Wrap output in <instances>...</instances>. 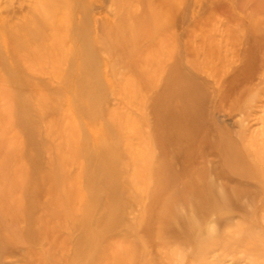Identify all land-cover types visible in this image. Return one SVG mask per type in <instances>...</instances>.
<instances>
[{
  "label": "rangeland",
  "instance_id": "374dc122",
  "mask_svg": "<svg viewBox=\"0 0 264 264\" xmlns=\"http://www.w3.org/2000/svg\"><path fill=\"white\" fill-rule=\"evenodd\" d=\"M119 1H0V264H264V0Z\"/></svg>",
  "mask_w": 264,
  "mask_h": 264
},
{
  "label": "bare ground",
  "instance_id": "6f19581e",
  "mask_svg": "<svg viewBox=\"0 0 264 264\" xmlns=\"http://www.w3.org/2000/svg\"><path fill=\"white\" fill-rule=\"evenodd\" d=\"M14 1L18 5L24 4L27 7L25 17L29 18L33 23H47L46 25H48V23H55L65 17L64 15H61L62 13L59 12V8L63 5L65 0H11L12 3H14ZM116 2L113 3L117 8L115 17L116 20H120V17H123V15L118 12L120 8V1L116 0ZM96 19L98 23H102V21L105 20V16H99ZM18 48L19 46L13 45L12 49L16 50Z\"/></svg>",
  "mask_w": 264,
  "mask_h": 264
}]
</instances>
